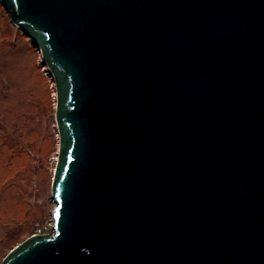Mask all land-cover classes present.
Masks as SVG:
<instances>
[{"label": "water", "instance_id": "water-1", "mask_svg": "<svg viewBox=\"0 0 264 264\" xmlns=\"http://www.w3.org/2000/svg\"><path fill=\"white\" fill-rule=\"evenodd\" d=\"M55 83L53 232L0 264H264V0H0Z\"/></svg>", "mask_w": 264, "mask_h": 264}, {"label": "rangeland", "instance_id": "rangeland-1", "mask_svg": "<svg viewBox=\"0 0 264 264\" xmlns=\"http://www.w3.org/2000/svg\"><path fill=\"white\" fill-rule=\"evenodd\" d=\"M0 32V39L17 37L20 48L0 52L1 261L30 235L53 232L52 180L59 135L55 83L41 65L39 50L11 22L1 2Z\"/></svg>", "mask_w": 264, "mask_h": 264}, {"label": "trees", "instance_id": "trees-1", "mask_svg": "<svg viewBox=\"0 0 264 264\" xmlns=\"http://www.w3.org/2000/svg\"><path fill=\"white\" fill-rule=\"evenodd\" d=\"M30 42H31V40H30ZM17 43H18L17 42V37H15V38L13 37L12 40L9 39V38L8 39L7 38L6 39H4V38L0 39V52H2V51L5 52L6 51V54L9 53V52H15L16 50L20 49V48H18V44ZM31 44H32V42H31ZM22 48H23V46H21V49ZM23 50L25 51L26 48H24Z\"/></svg>", "mask_w": 264, "mask_h": 264}]
</instances>
